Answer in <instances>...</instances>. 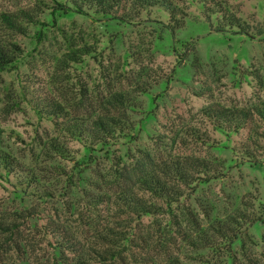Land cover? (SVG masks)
I'll return each instance as SVG.
<instances>
[{
    "label": "rangeland",
    "instance_id": "1",
    "mask_svg": "<svg viewBox=\"0 0 264 264\" xmlns=\"http://www.w3.org/2000/svg\"><path fill=\"white\" fill-rule=\"evenodd\" d=\"M176 1L187 15L179 19L183 27L173 32L164 10L145 12L130 25L75 14L54 17L53 0H0V41L15 40L24 52L15 69L0 73V150L33 169L53 192V198L41 203L16 193L0 179V218L15 219L13 214L33 208L40 214L18 222L22 252L5 246L2 253L1 247L0 264H40L46 253L52 256L50 235L37 230L44 220L78 221L94 195L119 192L118 171L128 170L143 156L158 163L177 154L211 161L217 172L215 179L197 185L174 205L173 215L185 224L194 221L195 229L210 235L212 224L245 213L257 224H244L232 249L217 261L238 264L246 257L264 261V127L228 134L214 130L200 115L212 104L241 108L264 100V34L259 35L264 30V0H226L249 36L223 27L216 16L208 18L204 6L195 0ZM24 10L44 25L29 26L27 34L5 30L3 15ZM71 44L76 48L89 45L95 51L84 56L82 64L65 65L61 59ZM185 51L191 53L187 61H181ZM197 59L198 70L194 69ZM138 84L147 93L136 94L140 108L130 113L133 135L91 149L38 116L22 94L33 90L82 115L109 92L131 90ZM82 98L85 107L77 109ZM190 127L207 130L210 144L183 146L181 140L180 145L172 140ZM256 132L262 138L253 164L240 148L250 144ZM55 139L69 150L67 157L51 156L47 146ZM171 215L147 222L169 226ZM212 254L209 249L194 251L181 245L179 256L185 264H200L199 256Z\"/></svg>",
    "mask_w": 264,
    "mask_h": 264
},
{
    "label": "trees",
    "instance_id": "2",
    "mask_svg": "<svg viewBox=\"0 0 264 264\" xmlns=\"http://www.w3.org/2000/svg\"><path fill=\"white\" fill-rule=\"evenodd\" d=\"M53 16L81 15L94 19L118 21L135 25L143 13L150 10H164L169 14L168 29L175 32L183 27L179 19L186 17L184 8L176 0H53ZM203 5L208 18L216 16L223 27L238 29L249 36L243 22L230 10L226 0H195ZM175 23V26L170 24ZM5 30L13 34H27L29 26L44 25L36 15L21 11L17 15H3ZM45 27V26H44ZM225 31V30H222ZM240 34V35H241ZM261 32L259 35H263ZM42 34H38L41 36ZM252 39H256L252 37ZM187 46V44H186ZM188 50V49H187ZM95 50L85 45L76 48L71 44L68 54L61 63L82 64L84 56ZM22 47L14 41H0V73L15 69ZM181 61H187L191 51H185ZM182 55V54H181ZM195 60L194 69H200ZM86 93V92H85ZM147 93L139 84L131 90H116L91 105L92 111L73 114L60 102L23 90V97L41 118L50 120L67 138L80 142L87 148L106 147L133 135L134 122L131 112L140 106L136 94ZM77 109L85 107L80 100ZM202 120L216 131L239 134L243 130L264 127V100L259 99L250 107H226L212 104L200 112ZM208 131L190 127L175 134L173 141L180 145H209ZM259 132L250 144H242L240 152L253 164L259 155ZM47 150L59 157H67L69 150L58 140H50ZM261 150V149H260ZM216 167L203 158L194 155H175L155 163L149 156H143L128 170L118 171L121 185L119 192L98 194L89 200L78 215V221L62 222L57 219L44 220L38 232L51 237L49 242L52 256L46 253L40 264H185L180 256V247L185 245L194 251L212 250L213 254L199 256L200 264H223L217 261L227 254L239 239L244 224H257L245 213L229 216L223 223L210 226V235L195 229L194 221L186 224L176 215L172 207L179 205L188 192L200 184H207L216 178ZM0 179L19 194L31 196L46 202L53 198V192L41 182L38 174L11 154L0 150ZM36 208L26 213H15V219L0 218V248L5 246L19 254L22 246L18 239L22 232L18 222L39 218ZM163 214H172L169 226L148 224L147 220ZM187 225L192 226L190 229ZM8 258V257H7ZM238 264H264L259 259L246 257Z\"/></svg>",
    "mask_w": 264,
    "mask_h": 264
}]
</instances>
